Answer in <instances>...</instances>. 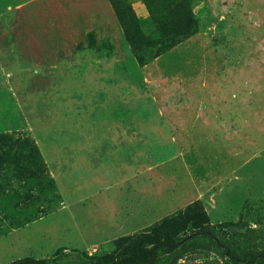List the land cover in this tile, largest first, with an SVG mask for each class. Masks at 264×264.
Instances as JSON below:
<instances>
[{
    "label": "rangeland",
    "instance_id": "1",
    "mask_svg": "<svg viewBox=\"0 0 264 264\" xmlns=\"http://www.w3.org/2000/svg\"><path fill=\"white\" fill-rule=\"evenodd\" d=\"M180 213L158 264H264V0H0V264H146Z\"/></svg>",
    "mask_w": 264,
    "mask_h": 264
},
{
    "label": "trees",
    "instance_id": "2",
    "mask_svg": "<svg viewBox=\"0 0 264 264\" xmlns=\"http://www.w3.org/2000/svg\"><path fill=\"white\" fill-rule=\"evenodd\" d=\"M190 222H193V220L189 218L186 213H180L173 218L164 220L157 228H155L151 232L150 236H145L146 239H149L152 236H157L160 232L165 233V236L162 237L160 240L149 243L152 247L149 250L148 258H146V264H158V261H159L158 253L159 252H163V251L170 252L172 249L178 247L182 241V240L180 241L177 240L178 235L181 232L185 234L189 230V227L187 226V224H189ZM209 226H212V225H209ZM240 259L241 258L239 256H235L233 258V261L235 262V264H239L242 261V259L241 261ZM11 264H47V260L37 259V258H32V257H25V258L15 260ZM247 264H253L252 259H249Z\"/></svg>",
    "mask_w": 264,
    "mask_h": 264
}]
</instances>
